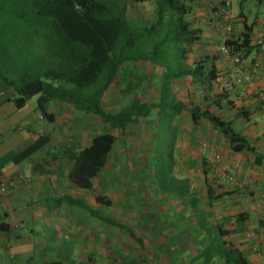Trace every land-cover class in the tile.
<instances>
[{
	"label": "crops",
	"instance_id": "0c3cea01",
	"mask_svg": "<svg viewBox=\"0 0 264 264\" xmlns=\"http://www.w3.org/2000/svg\"><path fill=\"white\" fill-rule=\"evenodd\" d=\"M186 1L191 5L190 17L186 20L193 29H199L200 38L191 48V55L195 61H204V70L213 68L218 76L229 71L228 62L219 54V46L225 37L236 39L250 30L254 43L257 33H264V3L259 0H237L230 11L232 20L226 32L220 17L223 0ZM256 51L245 57L246 66L258 58ZM255 84L264 88V59L261 61L260 78ZM160 85L158 82L156 90ZM190 86L187 83L177 87L173 82L172 91L177 96V90H188ZM217 91L222 92L213 82L212 99L221 98ZM152 92L151 98L143 100L156 99L158 93ZM220 94H225L217 106L221 112L215 111L213 104L212 110L233 121L234 128L248 140L254 152H231L220 131L207 122L194 125L189 115H183L177 124L174 149L167 155L171 160V175L174 180L181 181L186 191L180 198L161 191H156L154 196L151 191L157 187L154 181L152 184L148 181L153 180L150 177L151 166L155 162L153 133L157 131L152 118L125 130H108L91 115H84L67 103L54 101L47 107L54 118L47 122L34 103L28 102L23 108H16L13 103L16 92L0 83V180L6 183V193L0 197V247L3 249L0 264H45L58 260L67 264H85L88 261L92 264L99 259L109 260L110 255H130L135 244L146 249L144 244L147 242L132 229L131 215L126 212L135 205L144 206L147 212H151L153 222L160 217L178 228L182 224L184 228L175 231L174 235L183 237L182 242H192L197 217L191 203L196 199L208 228L202 231L204 234L199 232L203 248L209 244V238L218 236L217 226L220 224L223 231L232 232L224 239L251 264H264V202L261 196L264 186V117L251 88L240 86L236 93ZM27 107L30 109L25 114ZM242 108L248 112V118L236 116L238 109ZM89 120H95V123L85 122ZM38 130H42L49 139L33 149V134ZM105 132H110L116 140L105 165L91 178V187L81 188L70 180L75 159L91 146L96 136ZM199 137L207 143L204 153H200L197 147ZM217 159L238 165L234 183L214 173ZM20 175L29 180H19ZM245 180L251 182L242 185ZM178 191L177 186V194ZM66 197L82 201L90 211L68 203ZM98 197L110 200L111 205L99 203ZM147 200H151L150 204L145 203ZM117 205L119 213L114 208ZM100 209H104L105 215L98 213ZM146 211L139 214L140 222L148 217ZM107 220L132 229L137 240L111 226ZM187 222L189 226H186ZM193 227V236L190 237V228ZM159 243L163 244L161 240ZM134 250L139 254L138 248ZM197 255L187 264L195 263ZM216 261L213 260V264Z\"/></svg>",
	"mask_w": 264,
	"mask_h": 264
},
{
	"label": "trees",
	"instance_id": "16d2710c",
	"mask_svg": "<svg viewBox=\"0 0 264 264\" xmlns=\"http://www.w3.org/2000/svg\"><path fill=\"white\" fill-rule=\"evenodd\" d=\"M132 1L143 3L149 0ZM155 4V14L159 20L170 12L172 21L176 22L177 30L181 33L174 40L187 44L188 51L182 52L181 56L187 62L188 55L192 53L191 48L200 40L199 29H193L186 20L191 12L190 3L186 0H156ZM130 20L124 0H0V83L16 92L13 103L18 109L37 97L34 106L47 122L53 121L54 116L47 111V107L54 101L67 103L78 112L91 115L108 130H125L151 118L156 123V116L159 115L163 119L167 118L173 130L169 135L172 151L177 138V124L186 114L194 125L207 122L220 131L231 152H254L248 140L234 128L233 121L224 119L211 108L212 104L218 106L219 99L225 95H218L221 97L218 100L210 96L213 82L218 77L214 69L204 70V61L197 60L186 69L180 68L172 74L167 72L162 65L154 62L158 48L149 53L133 51L138 44L147 41L145 32L134 28ZM156 45L163 46L165 42ZM226 45L241 53L243 59L253 51L259 53L252 42L250 30L239 38L226 40ZM128 64H143L160 78L163 77L166 90L164 92L163 85H160L156 99L135 97L120 111H108L104 107L105 100L117 83L120 72ZM172 78L176 79L172 81ZM173 82L177 87L188 83L203 88V101L193 103L178 100L172 91ZM236 116L248 118V112L243 108L238 109ZM158 130L157 126L156 134ZM33 137V149L47 143L49 139L42 130L36 131ZM159 139V135H156L153 141L155 156ZM115 140L110 132L96 136L91 146L75 159L69 174L70 180L81 188L89 189L91 178L105 165ZM162 154L168 155L164 151ZM155 162L158 161L155 159ZM171 173L172 165L168 170V174ZM204 174L207 176L205 170ZM154 178L158 185L156 174ZM175 182H178L177 185ZM173 183L174 188L160 191L182 198L186 191L181 181ZM177 186L179 195L176 193ZM66 201L90 211L82 201L70 197H66ZM97 201L111 205V201L105 197H98ZM198 203L196 199L191 207L199 213ZM106 222L135 238L133 230L127 226L112 220ZM217 227L219 240L212 242L211 238L195 260L202 259V264H213V260L222 264H251L224 239L232 232L223 231L220 224ZM45 264L67 263L58 260Z\"/></svg>",
	"mask_w": 264,
	"mask_h": 264
},
{
	"label": "rangeland",
	"instance_id": "374dc122",
	"mask_svg": "<svg viewBox=\"0 0 264 264\" xmlns=\"http://www.w3.org/2000/svg\"><path fill=\"white\" fill-rule=\"evenodd\" d=\"M124 1L126 2L127 16L129 19H131L130 20L131 24L138 31L140 32L144 31L146 34L145 37L147 42L145 44H138L137 47L133 49V51H136L135 53L138 52L141 53L142 51L144 52L148 51L149 53L152 52L153 50L155 51V49L158 48L155 51L156 56H154L155 57L154 62H156V65L157 64H159V66L162 65L165 68V70L171 74L174 72H178L180 68L186 69V67L195 64V57H192L191 52L188 55L189 59L187 60V62L181 58L182 52L188 51V48L186 43L183 44V43L175 42L174 37L179 36L181 32L177 30L178 26L176 22L172 21L170 12H167L164 18L162 20H159L155 14L156 0H149L143 3H135L132 0H124ZM189 17L190 16L187 15L186 19ZM250 21H252L251 17H250ZM160 42H165V45L163 46L156 45ZM175 79L176 78H172V81H174ZM158 82H160L161 85H163L165 92L166 81L163 77L160 78L158 74H156L154 71H150V69L144 66L143 64H138V65L128 64L120 72L114 91H112L111 94H109V96L106 98L104 107L108 111L118 112L121 110V108L124 105L128 104L135 97L141 99L151 98L153 94L152 91H154V93L158 92V90H156V86L158 85ZM190 85H191L190 89L188 90L187 88L182 89L180 91L177 90L176 98L177 99L180 98L181 101L186 100L194 103H201L204 99L202 96L204 93V89L201 87L199 88L197 85H193V84ZM220 93L218 95H220ZM36 101H37V97L31 99L29 103L35 104ZM29 107L25 108L24 110L25 114L28 113L30 109ZM220 109L221 108L214 105L215 111L221 112ZM91 119L94 118L91 117ZM166 119L167 118L164 119L161 118L159 115H157L155 119L159 132L157 134L156 132L153 134L155 136L159 135L160 139L158 141V144L156 143L157 156H155L154 159H156L158 162L157 163L154 162L153 165L151 166L152 171L150 177L151 178L153 177V180L150 179L148 180L151 184L154 181L155 185H157L156 179L154 178L155 174H156V178H158L159 180L158 182L159 186L157 185L155 190L153 189L151 190L154 196H156V191L160 192V190H168V188L170 187L174 188L173 182L176 181L174 180L172 175L168 174L169 167L171 166L170 163L171 160L169 156L162 154L163 151L165 153L171 152V143L169 140V135L171 132H173V130L171 127H169V124L166 121ZM85 122L92 124L95 123V120H91V121L89 120ZM200 138L201 137H199L197 141L198 150H199L200 141H203V139ZM221 163L222 161L220 160V164ZM150 201L147 200L145 201V203L150 204L149 203ZM118 206L119 205H117V207L114 208H116L117 212L119 213ZM129 210L130 211L126 209V212L127 215H131L130 220H131V225L133 226L132 229L135 231V233H137V235L142 236L145 239V241L147 242L146 244H144L146 245V249H140L138 244L133 243L135 245L134 246L132 245L133 250L130 255L129 254H127V256H121V254L110 255L109 260L99 259L98 261L92 264H137V263L187 264L188 260L193 256L197 255L204 247L203 245L204 242L201 240L199 236L200 234L199 232L204 234V232L206 231L205 230L206 225L204 223L203 214L201 212L195 213V216L197 217V222L195 224L196 228L195 229L194 227L190 228L191 230L189 234L190 237L193 236L192 233L193 229L196 230L195 238L193 239L194 237L193 236L191 240L192 242L194 240V243H192L186 240L182 242L181 240L183 239V237L179 238V236L174 235L175 231L179 232V229H182L183 227L182 224H181V228H178L177 225L175 226L169 225L166 219L160 217H158L159 221L157 219L156 220L157 222H153L152 213L147 212L146 211L147 209L144 206L135 205ZM149 210L151 211V209ZM142 211L143 213L144 211H146L147 214L145 215L148 217L147 218L145 217V220L140 222L138 219H139V214L142 213ZM98 213L105 215L104 209L98 210ZM153 213L156 212L153 211ZM158 214L159 216H161L160 213ZM163 216H165V214H163ZM188 224L189 223L187 222L186 226H189ZM158 226H161L162 228ZM184 231L187 232L186 229H184ZM116 234L119 235V232L117 231ZM158 237L163 242V244L159 243L160 240H158L159 239ZM156 238H158L157 239L158 242H156ZM187 239L189 240V237ZM217 239H218L217 236H213L211 240L213 242L214 240L215 241L219 240ZM150 240L154 241V243H152V241ZM208 240H210V238ZM172 241L175 242V244L172 243ZM137 248L139 254L134 252L135 251L134 249ZM202 263L203 260L201 259L193 264H202ZM85 264H91V263L90 261H88V263ZM215 264H220V263L216 261Z\"/></svg>",
	"mask_w": 264,
	"mask_h": 264
},
{
	"label": "built area",
	"instance_id": "2783aa9c",
	"mask_svg": "<svg viewBox=\"0 0 264 264\" xmlns=\"http://www.w3.org/2000/svg\"><path fill=\"white\" fill-rule=\"evenodd\" d=\"M264 3V0H259ZM237 0H223L220 17L225 24L224 31L226 32L231 23L232 17L230 11L234 3ZM226 34V33H225ZM227 37L223 40V42L219 46V54L222 58H224L229 65V71L224 76H218L214 81V84L219 85L222 92L225 93H236L240 86H246L251 88L254 94V97L259 105V110L261 115L264 117V88H259L256 86V81L260 78V70H261V61L264 59V33L258 32L254 44L256 45L259 53L258 58L251 63V65L246 66L244 63V59L241 53H237L233 50V48L226 45ZM1 96V95H0ZM199 150L201 153L206 152L207 143L204 141L200 142ZM238 165L221 163L220 159L216 160L215 174L223 179L228 181L229 183L235 182V171L237 170ZM1 175V173H0ZM19 180L26 181L29 180L28 177L24 175L18 176ZM251 181L245 180L242 185H247ZM6 193V183L3 180H0V197H2ZM262 200L264 202V186L262 188ZM264 219V218H263ZM3 253V249L0 247V255ZM258 254H262L261 250H257Z\"/></svg>",
	"mask_w": 264,
	"mask_h": 264
}]
</instances>
